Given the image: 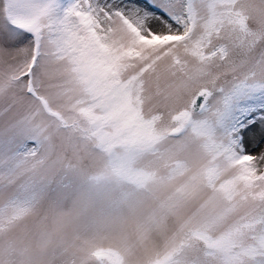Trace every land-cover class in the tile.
<instances>
[{
	"label": "snow or ice",
	"instance_id": "1",
	"mask_svg": "<svg viewBox=\"0 0 264 264\" xmlns=\"http://www.w3.org/2000/svg\"><path fill=\"white\" fill-rule=\"evenodd\" d=\"M0 264H264V0H0Z\"/></svg>",
	"mask_w": 264,
	"mask_h": 264
}]
</instances>
